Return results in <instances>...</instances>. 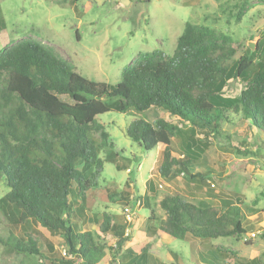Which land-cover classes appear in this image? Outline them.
Listing matches in <instances>:
<instances>
[{
    "label": "trees",
    "instance_id": "trees-1",
    "mask_svg": "<svg viewBox=\"0 0 264 264\" xmlns=\"http://www.w3.org/2000/svg\"><path fill=\"white\" fill-rule=\"evenodd\" d=\"M4 29L0 18V31ZM246 51L242 42L227 34L187 23L172 56L143 53L122 71V81L110 86L83 77L34 39L0 50V180L8 189L0 209L9 210L21 226L32 224L47 238L59 237L69 257L62 258V264H102L110 252L112 264H150L153 244L145 239L127 246L132 238L126 222L116 220L121 217L103 214L97 230L77 229V221L87 218V192L99 187L105 162L115 163L118 155L96 118L111 111L164 110L166 118L153 123L133 121L127 136L148 152L164 146L161 177L182 174L205 181L210 176L194 174V169L202 166L211 138L220 135L225 124L238 117L264 134V40L255 51ZM231 80L247 82L238 98L225 94ZM182 124L189 127L183 129ZM107 149L111 152L104 160L101 153ZM150 189L155 193L152 184ZM102 192L105 201L128 200L126 193L108 186ZM160 206L166 214L161 231L180 241L241 240L259 231L250 216L260 214L264 221V209L243 200H223L217 208L175 194L164 197ZM155 219L152 211L150 220ZM109 237L116 241L114 248ZM0 245L23 256L43 257L32 238L24 241L0 233ZM190 249L196 250L194 243ZM49 250L54 252L51 244ZM208 254L216 258L201 257L206 264H227L230 258L233 264H262L260 257L248 260L225 249Z\"/></svg>",
    "mask_w": 264,
    "mask_h": 264
},
{
    "label": "rangeland",
    "instance_id": "rangeland-1",
    "mask_svg": "<svg viewBox=\"0 0 264 264\" xmlns=\"http://www.w3.org/2000/svg\"><path fill=\"white\" fill-rule=\"evenodd\" d=\"M0 18L5 23V29L0 31V50L34 39L50 47L83 77L110 86L120 83L122 71L143 53L162 51L172 56L187 23L205 25L231 36L245 45L246 54L255 51L257 43L264 40V0H0ZM250 44L254 45L253 50ZM243 54H237L229 63ZM2 80L0 75V89ZM246 88L247 82L231 80L225 94L238 98ZM162 118H166V112L159 108L142 113L111 111L97 116L109 134V143L114 145L111 151L118 155L115 163L105 162L99 187L87 192V218L77 221V229L97 230L103 214L121 217L116 220L124 222V209L129 206L135 217L127 231L132 238L127 246L145 239L151 242L150 264H206L201 257L212 261L216 257L208 253L217 248L248 259L260 257L264 264V222L258 214L252 220L259 231L257 228L258 232L241 240L229 237L180 241L161 231L166 214L160 206L164 197L177 194L195 204L217 208L223 200H243L249 205L256 202L258 209H264V134L237 117L232 124L223 126L220 135L211 138L212 146L203 156L202 166L194 169V174L199 172L210 178L192 180L176 174L166 179L159 174L164 146L148 152L127 136L133 121L153 123ZM187 126L180 125L183 129ZM111 151H103L102 159L106 160ZM150 184L155 193L150 192ZM105 186L126 193L128 200L105 201ZM7 192L0 180V199ZM146 195L150 209L145 205ZM152 211L155 220H150ZM15 219L9 210L0 209V233L24 241L32 238L43 257L23 256L0 245V264H62V258L69 259L59 237L47 238L32 224L21 226ZM149 226L155 227L156 232ZM108 240L114 248L116 241L110 237ZM190 243L196 247L193 254ZM49 244L54 252L49 250ZM111 257L112 252L102 264H112ZM227 264H233L231 258Z\"/></svg>",
    "mask_w": 264,
    "mask_h": 264
},
{
    "label": "built area",
    "instance_id": "built-area-1",
    "mask_svg": "<svg viewBox=\"0 0 264 264\" xmlns=\"http://www.w3.org/2000/svg\"><path fill=\"white\" fill-rule=\"evenodd\" d=\"M124 217H125V222L126 224L128 225V229L131 225H133L134 223V213L132 212V209L131 207L127 206L125 209H124ZM127 229V231H128ZM127 235H128V232H127ZM252 236L254 237L255 234H252Z\"/></svg>",
    "mask_w": 264,
    "mask_h": 264
},
{
    "label": "crops",
    "instance_id": "crops-1",
    "mask_svg": "<svg viewBox=\"0 0 264 264\" xmlns=\"http://www.w3.org/2000/svg\"><path fill=\"white\" fill-rule=\"evenodd\" d=\"M255 215H257V214H255ZM258 217H260L259 214H258ZM249 219L252 220V216H250ZM252 221H253V223H255L254 220H252ZM261 221L264 222L263 220H261ZM217 249H219V248H217ZM237 256H238V255H237ZM238 257H239V256H238ZM240 258H244V257H240ZM254 258H257V257H254ZM254 258H251V259L245 258V259L252 260V259H254Z\"/></svg>",
    "mask_w": 264,
    "mask_h": 264
},
{
    "label": "water",
    "instance_id": "water-1",
    "mask_svg": "<svg viewBox=\"0 0 264 264\" xmlns=\"http://www.w3.org/2000/svg\"><path fill=\"white\" fill-rule=\"evenodd\" d=\"M249 47L253 50L254 49V45L250 44Z\"/></svg>",
    "mask_w": 264,
    "mask_h": 264
}]
</instances>
